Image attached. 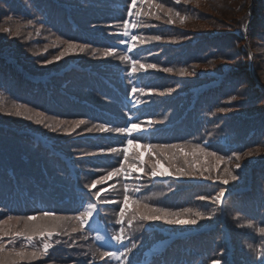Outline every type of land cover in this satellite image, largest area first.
<instances>
[{
  "label": "trees",
  "instance_id": "16d2710c",
  "mask_svg": "<svg viewBox=\"0 0 264 264\" xmlns=\"http://www.w3.org/2000/svg\"><path fill=\"white\" fill-rule=\"evenodd\" d=\"M160 2L188 18L183 25L150 21L157 26L145 34L166 39L141 46L135 55L145 63L172 67L174 72L150 71L131 79L136 86L175 91L134 98L129 95L132 85L127 67L116 58L93 57L89 49L50 65L41 63L58 53L63 39L101 50L114 45L118 38L109 35L115 29L108 25L126 18L130 0H0V29L15 30L17 23L39 21L23 27L18 37L0 31V106L27 104L44 111L50 121L84 118L88 127L124 126L126 113L139 119L151 116L164 120L146 136L152 142L208 143L210 150L226 157L251 150L252 155L244 156L241 168L234 171L237 180L228 185L200 176L156 178L148 183L143 195L152 203L215 214L197 225L153 221L141 228L134 222L125 243H136L131 264H211L213 260L264 264V234L259 232L264 228V0ZM171 37L178 38L177 42H169ZM181 68L193 74L181 76ZM137 98L143 103L136 105ZM219 108L227 111L218 112ZM83 127L65 135L22 116L0 113V209L4 214L82 210L81 202L87 200L83 185L104 174L92 170L118 166L116 157L83 153L122 142V137L110 133L81 134ZM214 163L209 158L206 166ZM236 163L235 158L226 160L218 171L234 169ZM216 174L214 169L212 175ZM221 188L226 191L222 208L198 199L215 195ZM119 197L120 193L110 196ZM116 212L118 208L112 205L103 206L92 227L102 233L104 229L118 231ZM94 236L95 232L85 231L55 238L60 243L36 264H88L98 247ZM158 240L168 241L148 257L145 250Z\"/></svg>",
  "mask_w": 264,
  "mask_h": 264
},
{
  "label": "snow or ice",
  "instance_id": "6c2138e0",
  "mask_svg": "<svg viewBox=\"0 0 264 264\" xmlns=\"http://www.w3.org/2000/svg\"><path fill=\"white\" fill-rule=\"evenodd\" d=\"M182 0H172L173 4L179 5ZM187 3V0H184ZM126 18L111 22L108 27L115 29L109 35L118 38L117 42L101 49L93 48L91 44L78 42L74 39L61 40L62 47L56 55L45 58L41 61L43 65H50L61 61L64 57L75 54H82L91 49V55L100 59L116 58L125 64L128 70L129 83L132 85L129 95L138 97L139 94L151 96H164L175 91L173 88L159 89L155 87H140L133 83L131 77H139L148 74L150 71L173 73L172 67H164L159 63H145L135 53L141 46L163 42L165 37L159 34H145V30L155 28L157 25L150 21L164 22L168 25H175L177 21L183 25L186 15L174 7H168L160 0H130L127 4ZM11 19V17H9ZM39 22L27 20L26 25L17 23L15 30L2 28L0 31L10 33L14 37L21 35V29ZM40 27H43L41 23ZM39 34L40 29L35 30ZM32 33H28L30 37ZM178 38L171 37L169 42H177ZM48 50L47 46L44 51ZM151 55V52H149ZM181 76L193 73L187 68L179 70ZM235 99V97H233ZM136 105L143 103L138 98ZM218 112H225L227 109L219 108ZM0 113L9 116H22L37 125H42L51 132H62L71 135L83 127V133H110L122 137V142L116 146L98 148L96 152L83 153L84 156H106L116 157L118 166L110 170L94 169L102 171L97 179L83 185L87 191V200L81 202V209L75 214L60 213L56 210H38L27 215L4 214L0 209V264H36L49 257L50 250L60 243L59 237L71 236L72 234L85 231L95 232L94 240L98 247L91 252V259L88 264H131L130 254L136 248L133 241L128 240L127 231L132 228L134 222L138 227H143L147 222L164 221L171 225H197L201 220L212 219L214 212L182 208L172 210L150 202V197L143 195L148 183L158 177L170 176L174 178L200 176L207 180H214L223 185L230 181H236L235 169H240L239 161L244 156H251L252 151L246 153L232 152L230 156L220 155L217 151L210 150L208 143L179 141L174 143L152 142L146 139L148 134L157 131L156 126L163 124L164 120L155 117L139 119L126 113L127 123L124 126H112L108 123L92 124L88 127V121L84 118L72 119L71 121L56 118L50 121L44 111L38 108L29 107L27 104L12 103L10 108L0 106ZM259 151V149H257ZM209 158L215 163L206 166ZM233 158L237 161L234 169L225 167L220 173L219 167L226 160ZM165 165L167 167H165ZM217 170L215 176L213 170ZM208 173V175H205ZM109 181H112L109 183ZM98 185H106L99 187ZM94 189H96L94 191ZM120 193L119 198L110 196ZM226 197V191L221 188L212 196H200L198 199L210 201L217 208H222ZM112 205L118 208L115 213V224L119 230L109 233L104 229L103 233L93 228L98 223V217L103 206ZM251 227V222L248 224ZM259 232L264 234V228ZM87 239V237H84ZM55 240V243H54ZM76 241H72L75 245ZM71 246V245H70ZM91 247V246H90ZM251 247V245L249 246ZM87 255V254H85ZM260 256L261 253L257 252ZM211 264H219L213 260Z\"/></svg>",
  "mask_w": 264,
  "mask_h": 264
},
{
  "label": "rangeland",
  "instance_id": "374dc122",
  "mask_svg": "<svg viewBox=\"0 0 264 264\" xmlns=\"http://www.w3.org/2000/svg\"><path fill=\"white\" fill-rule=\"evenodd\" d=\"M249 66H252L251 63L249 64ZM198 70L201 71L200 69H198ZM165 167H167V166L165 165ZM162 244H163V240H160L154 246H152L150 249H148L146 251L148 257L150 254L156 252L162 246Z\"/></svg>",
  "mask_w": 264,
  "mask_h": 264
}]
</instances>
